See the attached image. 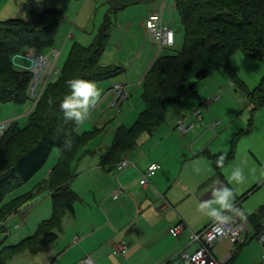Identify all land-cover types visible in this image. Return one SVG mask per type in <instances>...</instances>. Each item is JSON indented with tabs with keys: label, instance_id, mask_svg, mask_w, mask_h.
<instances>
[{
	"label": "trees",
	"instance_id": "trees-1",
	"mask_svg": "<svg viewBox=\"0 0 264 264\" xmlns=\"http://www.w3.org/2000/svg\"><path fill=\"white\" fill-rule=\"evenodd\" d=\"M33 4V1L24 4L25 17L0 21V112L7 103H27L31 74L13 65L12 57L27 49L43 55L57 50L54 37L64 19L62 12L49 8L35 13ZM107 4L109 10L97 35L86 47L72 43L56 78L49 81L30 112L27 125L19 128L13 120L0 136V204L6 194L33 178L54 148L61 150L48 177L34 190L1 205L0 221H3L18 213L25 203L45 189L51 192V217L38 225L34 235L18 244L5 246L0 251V264H8L13 256L24 250L32 253L41 251L60 232L65 214L73 212L77 196L69 187L76 176L70 171L71 163L91 140L101 134L103 128L94 127L77 133L75 117H66L59 104L71 95L66 80L78 77L97 83L124 71L119 66L99 64L109 38L110 16L125 7L120 0H109ZM174 10L183 29L182 47L176 53H160L144 73L140 84L142 111L130 127L121 125L114 129L111 146L99 155V166L107 171L114 170L115 165L134 149L141 134L150 133L166 121L170 109L181 102L186 83L191 80L200 82L216 71H223L232 85L244 88L231 66V57L237 51L264 65V0H175ZM191 91L195 92V85L191 86ZM246 95L252 112L263 106L264 75ZM124 101L111 107H118ZM250 126L251 123L243 133L249 132ZM234 143L235 140L232 147ZM220 156H210L217 174L232 158L233 150L223 155V163L217 165L216 160ZM263 182L264 178L249 192ZM262 214L264 207L250 216L249 221Z\"/></svg>",
	"mask_w": 264,
	"mask_h": 264
},
{
	"label": "crops",
	"instance_id": "crops-1",
	"mask_svg": "<svg viewBox=\"0 0 264 264\" xmlns=\"http://www.w3.org/2000/svg\"><path fill=\"white\" fill-rule=\"evenodd\" d=\"M21 2L23 17L25 3L23 0ZM18 11V0H0V21L18 18ZM132 28V25H127L126 37ZM67 38L73 39V36L68 35ZM71 45H67L68 50ZM125 69L129 83H141L142 78L139 80L136 77L138 74H132L133 67L127 68L130 72ZM132 75L135 79L131 78ZM110 88L102 94L92 110L101 113L105 107L112 108L114 96L110 98ZM191 94L194 95V92ZM195 98L199 107L204 99L200 96ZM249 108L250 113L255 114V121L251 123L249 132L243 133L245 130L241 128L234 132L231 142L226 135L224 140H220L216 129H206L186 144L187 141H183L175 130H179L178 121L187 129L185 133L182 132L186 136L192 134L190 129L196 128L199 121L192 113H187V116L175 115L172 117L175 121L167 120L156 126L141 140V145L137 143L125 155L132 166L121 172L112 170L113 173L101 168L99 159H84L86 154L95 157L96 152L83 149L77 157H83L79 159L82 161L81 170L69 184L77 200L73 212L63 217L60 232L40 251V257H19L20 254L9 261L12 264H82L83 258L89 256L95 264H184L173 263L171 259L181 251L192 253L196 245L190 243V233L201 231L214 220L208 214L211 209H200L199 204L212 199L214 189L228 184L235 190L234 203L244 212L241 216L231 210L232 222L243 221L246 227L236 245L228 242L217 245L216 255L221 258L231 252L232 258L228 264H264V241L262 244L258 241L260 235L264 237V214L249 221L250 216L264 207V182L249 192L264 178V104L255 112L251 111V106ZM175 112L174 108L172 114ZM0 114L1 120L12 119L15 122L18 115L6 111ZM94 127H103L102 120H97ZM231 149L232 158L217 174L210 156L226 155ZM60 154L61 150L57 160ZM151 164L159 165V168L149 178L148 185L142 186V173ZM54 165L47 168L42 181L48 177ZM236 168L244 172L245 180L242 183L229 179ZM119 186L123 190L117 199H113L112 195ZM49 197L51 200L50 191ZM212 207L218 208L219 205L213 204ZM226 211L223 210V213ZM180 223L185 228L178 236L171 234L169 229ZM80 235L83 238L74 244L73 238ZM122 240L127 243L126 249L114 255L113 244Z\"/></svg>",
	"mask_w": 264,
	"mask_h": 264
},
{
	"label": "rangeland",
	"instance_id": "rangeland-1",
	"mask_svg": "<svg viewBox=\"0 0 264 264\" xmlns=\"http://www.w3.org/2000/svg\"><path fill=\"white\" fill-rule=\"evenodd\" d=\"M31 1L34 3L33 11L35 13H41L45 9L54 8L60 10L63 14V22L58 26L54 37V47L60 52L55 63V68L58 70L61 69L67 57L69 51L67 45L77 42L81 46L86 47L91 44L94 37L97 35L98 30L103 25L104 16L109 10V5L107 4L108 0H23L24 3L28 4ZM120 1L122 4H125V7L110 16L111 25L109 29V38L107 46L99 58V64L102 66H119L124 69L126 67L125 70H127V68L129 69V66L130 68L133 67V70L131 71L132 74L133 72L134 74H138L136 77L138 76L137 78L140 80L149 64L160 53L163 54L168 52L171 54L180 51L183 42L182 25L178 13L175 10L172 13L173 0H167L163 18L165 21L171 20L170 26L175 31L174 45L170 49H159L158 46L153 45L149 41L148 35L146 32L144 33L145 30L142 23H144L145 19L148 17L149 12L157 8L160 1ZM22 5L23 3L21 0H18V17L22 16ZM128 24L132 25L133 28L126 37ZM68 35L73 36V39L67 38ZM117 47H120V50H117ZM65 53L66 57H64ZM103 63L106 64L103 65ZM231 66L237 78L244 84V88L239 89L237 85H232L229 76L225 72L216 71L205 80L200 82L191 80L186 83L183 91V102L181 100L179 104H176L170 109L165 123L167 120L168 122L175 121L176 119L172 118L175 117V115L183 114L187 116V113L194 114V110L198 107V100L195 97L200 96L207 101V109L202 108L201 116L203 119L197 122L198 125L196 128L190 129L192 134L186 136L177 128L175 129L178 131L182 140L187 141L186 144L195 139L199 134L204 133L206 129L212 130V126H214V130L216 129L217 134L221 137L220 140H224L226 135L231 142L234 132H238L240 128L243 130L247 129L248 125L255 121V114L253 115L250 113V104L246 92L253 90L259 84L264 75V65L247 54L237 51L232 55ZM127 71L130 72V70ZM123 72L96 83L100 90V96L97 98V101L108 88H112L117 84H128V100L124 101L118 107H105L101 113L92 110L93 105L89 104L87 106L88 117L86 120L80 124L76 123V132L82 133L92 130L95 122L99 119L102 120L103 127L101 128H103V130L101 134L94 140H91L84 148L85 151H95L96 156L94 157L86 154L83 156L84 159H94L95 161H98L99 155L111 146L114 129L121 125L124 127H130L143 109L144 105L141 100V83H129L127 81L129 76H126L127 72ZM132 77L133 75L131 78ZM55 78L56 75H53L50 80L53 81ZM133 79L135 78L133 77ZM192 85H195L194 95L191 94ZM185 94H187V96H184ZM110 96V98H112L113 95L111 94ZM214 96L218 97V99L212 101L211 98ZM31 108L32 105L30 103H25L23 105L7 103L2 106L0 113L6 111V113L18 114L16 117V123L19 128H23L28 123ZM174 108L176 112L172 114ZM79 111L83 112L84 110L79 109ZM1 119L2 117L0 116V121L11 120ZM262 119L263 116L260 120ZM176 125L177 124L174 126ZM147 134L148 133H143L140 135L137 142L138 145L144 137H147ZM59 151L60 149L54 148L42 168L33 176V178H31L29 182L6 194L0 207L10 199L28 191H32L35 185L42 181L47 168L54 165ZM11 155L10 152V156ZM131 155H133V152ZM81 156L75 158L71 163L70 171L74 175H77L81 170L80 166L82 161H79ZM83 157L81 159H83ZM112 172L114 173V171ZM50 210L51 200L49 197V191L45 189L37 194L33 200L25 203L20 209V213H16L8 217L6 220L0 221V251L5 246L18 244L22 239L34 235L38 225L43 220H47L51 217ZM22 254L24 255L22 256ZM40 255V251L32 253L29 250H24L13 257H40ZM9 263L12 264L13 262L9 261Z\"/></svg>",
	"mask_w": 264,
	"mask_h": 264
},
{
	"label": "built area",
	"instance_id": "built-area-1",
	"mask_svg": "<svg viewBox=\"0 0 264 264\" xmlns=\"http://www.w3.org/2000/svg\"><path fill=\"white\" fill-rule=\"evenodd\" d=\"M160 4L157 8L149 12L148 17L145 19L143 26L146 34L148 35L149 41L159 47V49H170L174 45L175 31L170 26V22L165 21L163 18L164 9L167 0H159ZM175 9V0H173L172 13ZM59 56L57 50H51L48 54L43 55L34 49H27L22 53L15 54L11 61L13 65L21 70L27 71L31 74V79L27 87V103L32 105L31 112L36 107L39 99L41 98L47 84L51 77L58 73V69L55 68V63ZM114 99L111 106L116 105L128 98V92L124 85H114L111 90ZM218 97H212L211 100L215 101ZM208 104L206 101L201 100L199 107L194 111L195 118L200 121L202 120V108L207 109ZM13 120L0 121V136L9 128ZM179 130L183 133L186 132L185 126L178 121ZM214 129V126H212ZM153 164L149 165L147 169L142 173V179L140 181L142 186H147L149 178L154 175L155 171L159 168H152ZM132 166L131 161L124 157L115 165L114 170L121 172ZM121 186H119L113 193V199H117L122 192ZM231 210L226 211L224 214L231 216ZM218 221H212L207 227L198 232L190 233V243L196 245V249L192 253L184 251L179 252L175 255L171 261L173 263L182 262L184 264H228L232 258V253L228 252L225 256L218 258L216 255V247L220 243L228 242L232 246L236 245L241 237V234L245 230L246 223L239 222L233 223L232 220L223 225V232H214L215 223ZM185 228L183 223L178 224L175 227H171L169 232L175 236ZM83 238V235L76 236L73 238V243H78ZM259 243H263L264 237L260 235L258 237ZM127 247L125 241H118L113 244V254L117 255L122 253ZM82 264H95L94 261L89 257L85 256L82 260Z\"/></svg>",
	"mask_w": 264,
	"mask_h": 264
},
{
	"label": "clouds",
	"instance_id": "clouds-1",
	"mask_svg": "<svg viewBox=\"0 0 264 264\" xmlns=\"http://www.w3.org/2000/svg\"><path fill=\"white\" fill-rule=\"evenodd\" d=\"M67 86L71 89V95L66 96L59 104L61 110L64 111L66 117H75L76 123L80 124L88 117L87 106L89 104L95 105L97 98L100 96V90L95 82L83 78H70L66 80ZM83 109L84 111H78ZM224 156L221 155L217 158V165L222 164ZM153 169L157 166L153 164ZM230 181L242 183L245 180V175L242 169L236 168L232 171ZM235 190L225 184L223 187H217L212 192V199L202 201L199 204L200 209L210 208L209 216L214 218L215 223L214 232H223V225L229 223L233 217L225 215L223 210H234L238 215L243 216L244 212L236 206ZM219 205V207H212V205Z\"/></svg>",
	"mask_w": 264,
	"mask_h": 264
}]
</instances>
